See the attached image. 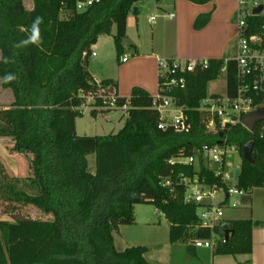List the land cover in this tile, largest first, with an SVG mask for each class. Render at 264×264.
<instances>
[{
    "label": "trees",
    "instance_id": "1",
    "mask_svg": "<svg viewBox=\"0 0 264 264\" xmlns=\"http://www.w3.org/2000/svg\"><path fill=\"white\" fill-rule=\"evenodd\" d=\"M83 0H34L28 10L23 0H0V80L11 90L14 102L0 110V138L12 141L10 152L30 159L31 174L25 178L9 175L0 158V204L6 206L8 219L0 220V264H151L147 247L119 251L115 233L121 226L136 223L135 206L154 205L170 225L171 244L191 248L196 239H209L210 230H195L198 207L184 203L185 190L176 184L183 174L200 175L213 185L220 178L208 169L199 155L198 166L170 164L175 158L199 154L205 146H217L220 133L208 132L205 116L199 111L208 96V87L226 68L230 92L237 85L236 64L211 59L186 75L184 89L171 94L190 116V133H177L159 127L161 116L153 108V97L134 88L123 129L109 136H79L76 121L85 97L98 91L89 71L92 48L102 36L112 35L117 57L124 54L127 20L138 15V4L147 0H99L83 11ZM205 5L214 0H185ZM42 18L41 43L23 45L33 22ZM210 14L201 15L196 29L205 28ZM250 34L261 32L264 17H254ZM13 77L8 79V77ZM101 85L118 95L112 80ZM93 107L110 112L97 101ZM98 110L92 111L96 115ZM228 144L238 148L242 157L239 187L245 191L264 188V122L253 132L242 125L225 133ZM254 143L255 164L244 159L243 148ZM95 155V171L88 157ZM174 181L175 195L163 182ZM249 198H244L248 202ZM34 207L48 220H37L19 210ZM258 225L251 219L227 221L215 229L225 237L213 254L251 255L252 232Z\"/></svg>",
    "mask_w": 264,
    "mask_h": 264
},
{
    "label": "built area",
    "instance_id": "2",
    "mask_svg": "<svg viewBox=\"0 0 264 264\" xmlns=\"http://www.w3.org/2000/svg\"><path fill=\"white\" fill-rule=\"evenodd\" d=\"M98 1L83 0L78 3L77 8L79 11H83ZM260 7H263L260 14H254V11ZM260 16L264 17V0H238L236 55L227 59V61H234L236 64L237 85L233 92H230L227 86L225 95L208 94L201 101L199 111L203 112L205 116L204 122L208 132H225L227 125H230L231 128L237 125L246 128L243 125L244 117L264 108V27L261 32L251 35L252 25L249 23L251 18ZM173 18L174 14H171L170 19ZM151 23H155V18L151 19ZM92 56H96V54L93 53ZM127 61L126 57L122 58V62ZM199 67L207 68L208 61L159 59V93L153 97L152 105L160 113L159 127L161 129L171 128L177 133L185 134L191 132L192 123L186 108L179 106L171 94L176 89H184L186 75L196 71ZM223 72L226 73V68ZM96 83L98 91L87 95L82 107H85L87 100L90 99L91 106L99 101L104 109H121L128 112L129 102L120 106L119 95L110 91L109 87L104 88L101 82L96 81ZM81 113L83 112L81 111ZM167 113L168 116H166ZM224 136L217 146L205 145L197 155L188 158H175L170 161L172 165L198 166L199 155H201L208 169L221 180L220 183L210 185L206 178L200 177V175L187 177L182 174L176 182L185 190L184 203L198 207L199 223L193 228L212 232L209 239H196L191 242L197 249L214 250L220 242L226 241L225 237L215 234V229L227 222L225 208L240 207L244 204L243 200L247 195V191L236 185L235 169L229 162L235 153H239V150L236 146L228 144V140ZM174 184V181L169 178L162 185L169 188L170 193L175 195ZM233 198L234 200L231 201Z\"/></svg>",
    "mask_w": 264,
    "mask_h": 264
},
{
    "label": "crops",
    "instance_id": "3",
    "mask_svg": "<svg viewBox=\"0 0 264 264\" xmlns=\"http://www.w3.org/2000/svg\"><path fill=\"white\" fill-rule=\"evenodd\" d=\"M237 6L238 0H214L205 5H196L185 0H147L141 2L138 4V15L130 14L128 17L127 37L123 44L124 52L126 49L133 50L137 57L134 61L130 62L128 59L125 63L122 62L121 58V62L127 64L126 68H123L124 71L137 67L143 68V71L148 73L149 80L146 78L136 82L129 81L130 83H123L120 90L119 84L112 79L109 72L115 61L114 56L117 53L114 44L115 27L112 35L100 37L97 44L93 46L92 51L96 56H92L90 59L89 71L95 81L112 80L116 82L118 84L117 92L121 96L120 98L132 94L133 89L136 87L142 88L150 94H155L157 90L156 77L159 59L209 61L211 59L227 60L231 58L227 54L231 49L236 52L238 29L237 35H235L232 18L237 11ZM171 14H174L173 19H170ZM205 14H212L211 19L204 29L196 32L194 30L195 22L199 16ZM152 18H155L154 24L151 23ZM219 21H223V28L225 30L227 29L229 33L224 37H213L210 42L208 40L206 41V37L209 38V31L215 30L217 28L216 22ZM192 35L195 37L192 38ZM188 36L191 37L186 38ZM233 41L234 44L232 46ZM94 61L97 62L99 69L93 66ZM0 89L9 95L8 90L2 87L1 80ZM9 99L10 105H5L3 109H8L12 106L14 101L10 95ZM94 110H98L96 115H92L96 119L100 114H103L100 108L93 107L92 111ZM76 130H78L77 121ZM8 141H11V139L0 138V158L2 161L4 160L5 165H7L5 162L7 159L24 157L23 155L13 154L8 151L6 147ZM225 220L234 221L240 219L226 217ZM253 221L257 222L258 225L254 227L252 232L253 250L251 255L216 256L213 254V250L197 249L194 246L189 248L188 245L180 243L171 244L169 241L170 246L166 245L168 250L164 252L166 256H161L159 261L153 263L149 261L147 256L146 258L151 264H264V221L259 219ZM124 227H129V225L121 226L118 236H114L116 248L118 237L122 245V251L129 248V244H135L133 243V239H129L125 235L126 230H123L129 228ZM175 245H183V248H176ZM149 250V253H151V249ZM161 251L162 248L156 250L157 253Z\"/></svg>",
    "mask_w": 264,
    "mask_h": 264
},
{
    "label": "rangeland",
    "instance_id": "4",
    "mask_svg": "<svg viewBox=\"0 0 264 264\" xmlns=\"http://www.w3.org/2000/svg\"><path fill=\"white\" fill-rule=\"evenodd\" d=\"M23 1L25 7L28 10L33 9L34 0H23ZM232 19H233V30L235 35H237L236 12ZM216 27L217 28L215 30L209 31L210 32L208 35L209 38L206 37V41L208 40L210 42L212 41L213 37L216 38L219 36L224 37L226 34L229 33L227 29L225 30L223 28V21L216 22ZM194 30L196 32H200L202 29L195 28ZM190 37L191 36H188L186 38H190ZM194 37L195 36L192 35V38ZM182 38H184V36H182ZM233 44L234 41L232 42V46ZM235 55L236 52L233 51L232 49L227 54V56L231 58L234 57ZM123 57H127V59H129L130 62H132L136 59L137 56L133 50L126 49V51L124 52L121 58ZM121 58L119 60L117 57V53L115 54L114 56L115 61L113 62L109 72L110 75L112 76V79H114L119 84L120 90L123 83L126 84L127 82L130 83L131 81L136 82L146 78L149 80V75L148 73L143 71V68L137 67L132 70L130 69L128 71H124L123 68H126L127 64H123L121 62ZM93 66L99 69V66H97V62L95 61L93 62ZM156 85H157V90L155 94H150L148 92L152 97H156L158 95V91H159L158 73L156 77ZM227 86L228 84H227L226 74L223 73L217 81L209 84L208 94L225 95L227 91ZM8 92L12 100L14 101L13 92L11 90H8ZM9 95L4 91H1L0 89V109L1 108L3 109L5 105L7 106L10 105ZM130 97L131 94L129 96H123L122 98L129 99ZM92 109L93 106H91L90 99L87 100L85 107L81 106L79 108V110L83 112L82 115H80L77 119V124H78L77 134L79 136H86V135L109 136V135H115L123 129L126 119L128 117L127 111L121 109H114L111 110L110 112L100 114L96 119L91 114ZM168 115L169 114L167 113L166 116ZM11 145H12V141H8L6 146L8 151H10ZM88 160H89L90 169L92 172H94L95 163H96L95 155L89 156ZM5 162L7 164L6 167L8 173L12 177L25 178L31 174L30 159L28 157L25 156L13 157L10 160L9 159L5 160ZM229 162L233 169L240 167L242 163V157L240 153H235L232 159L229 160ZM245 198H249L248 202H244L243 205H241L236 209H233L231 207H226L225 208L226 217L236 218V219H251V220L259 219L264 221V188H253L247 191V195ZM233 200L234 198L231 201ZM5 208L6 206L0 204V220L8 219L7 216L5 215ZM19 211L22 214L30 216L33 219H37V220L50 219L49 216L43 215L38 209L34 207L21 208ZM135 216H136V223L134 225H129V227H124L129 229H123L126 230L125 235L128 236L129 239H133L134 241L133 243H135V244H129L130 247H139V246L148 247L149 249H151V253L147 255L149 261L151 263L159 261L161 259V256L164 255V252L168 250L166 245L170 246L169 243L170 230H169L168 220L166 219L165 215L159 212L154 205H149V204L136 205ZM115 236H118V233H115ZM117 243H118L117 249L119 251H122V245L121 242L118 240V237H117ZM175 247L181 249L183 248V245L180 246L175 245ZM159 248H162V251L160 253H157L156 250H158ZM224 260H228V259H224Z\"/></svg>",
    "mask_w": 264,
    "mask_h": 264
},
{
    "label": "water",
    "instance_id": "5",
    "mask_svg": "<svg viewBox=\"0 0 264 264\" xmlns=\"http://www.w3.org/2000/svg\"><path fill=\"white\" fill-rule=\"evenodd\" d=\"M263 7H260L254 11V14L259 15L260 12L262 11ZM264 122V108L259 109L257 111L251 112L250 114L246 115L243 119V125L250 131L253 132L255 130V127L257 124ZM231 128L230 125L226 126L225 132H227ZM220 133V137L224 136V133ZM253 148H254V143H249L243 148V156L244 159L251 163L255 164V160L253 158ZM242 170L241 168H236L234 172V178L236 181V185L239 186V180L241 177ZM232 233V230H226L225 231V237L228 239L230 237V234Z\"/></svg>",
    "mask_w": 264,
    "mask_h": 264
},
{
    "label": "clouds",
    "instance_id": "6",
    "mask_svg": "<svg viewBox=\"0 0 264 264\" xmlns=\"http://www.w3.org/2000/svg\"><path fill=\"white\" fill-rule=\"evenodd\" d=\"M42 23V18L37 17L36 20L33 22L31 27V33L29 37L22 41L23 45L27 44H37L39 45L41 41V31H40V24ZM13 77L9 76L8 79H12Z\"/></svg>",
    "mask_w": 264,
    "mask_h": 264
}]
</instances>
